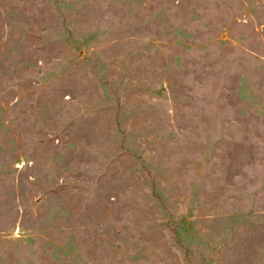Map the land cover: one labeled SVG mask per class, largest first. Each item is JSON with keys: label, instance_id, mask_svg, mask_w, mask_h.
<instances>
[{"label": "rangeland", "instance_id": "374dc122", "mask_svg": "<svg viewBox=\"0 0 264 264\" xmlns=\"http://www.w3.org/2000/svg\"><path fill=\"white\" fill-rule=\"evenodd\" d=\"M0 264H264V0H0Z\"/></svg>", "mask_w": 264, "mask_h": 264}]
</instances>
